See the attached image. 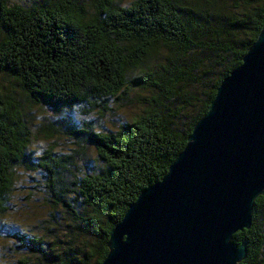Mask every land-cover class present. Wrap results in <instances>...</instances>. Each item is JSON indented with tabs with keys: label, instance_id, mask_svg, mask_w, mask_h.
<instances>
[{
	"label": "trees",
	"instance_id": "trees-1",
	"mask_svg": "<svg viewBox=\"0 0 264 264\" xmlns=\"http://www.w3.org/2000/svg\"><path fill=\"white\" fill-rule=\"evenodd\" d=\"M263 22L264 0H98L91 11L71 0H0V73L16 78L35 104L56 112L81 106L87 118L68 123V133L104 164L77 162L79 151L49 148L38 156L73 219L62 238L18 232L20 256L12 264H101L116 224L167 174ZM133 99L141 105L116 129L90 120L113 110L111 101ZM25 114L0 87V214L14 168L35 169ZM232 241L247 247L239 264H264V195L256 198L251 227Z\"/></svg>",
	"mask_w": 264,
	"mask_h": 264
},
{
	"label": "water",
	"instance_id": "water-1",
	"mask_svg": "<svg viewBox=\"0 0 264 264\" xmlns=\"http://www.w3.org/2000/svg\"><path fill=\"white\" fill-rule=\"evenodd\" d=\"M167 174L116 224L101 264H239L264 195V22Z\"/></svg>",
	"mask_w": 264,
	"mask_h": 264
},
{
	"label": "rangeland",
	"instance_id": "rangeland-1",
	"mask_svg": "<svg viewBox=\"0 0 264 264\" xmlns=\"http://www.w3.org/2000/svg\"><path fill=\"white\" fill-rule=\"evenodd\" d=\"M11 3L31 4L44 0H9ZM65 1V0H51ZM77 5L91 11L95 9L98 0H71ZM124 5H128L132 0H116ZM0 87H3L8 94L18 99L24 111L27 113L29 127V152L35 169L29 170L25 166L14 168V185L9 194V203L6 213L0 214V264H12L20 254L15 251V235L18 232L44 234L49 236L57 235L62 238L64 230L72 223L70 215L65 206L55 196L49 188L47 173L37 167L39 157L45 150L51 148L58 153L70 154L79 151L76 156L77 162L83 158L92 164L95 162L97 154L93 148L82 147L72 135L68 133L70 123L87 118L81 106L66 108L62 111H53L48 106H41L33 103L25 94L19 81L9 75L0 73ZM141 92V91H140ZM113 110H108L105 114L96 113L90 120L95 127H105L116 129L128 117H130L137 106L135 99L125 106H118L113 101L110 102ZM89 117H92L90 115ZM69 123V124H68ZM61 126L54 130L53 127ZM104 165L102 163H99ZM82 168L85 166L82 164ZM68 182L70 176L64 173ZM75 200H71L73 203Z\"/></svg>",
	"mask_w": 264,
	"mask_h": 264
}]
</instances>
